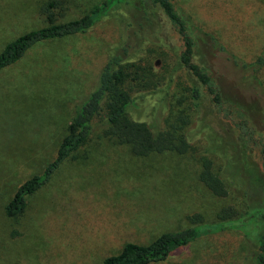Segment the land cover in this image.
Listing matches in <instances>:
<instances>
[{
	"label": "rangeland",
	"instance_id": "374dc122",
	"mask_svg": "<svg viewBox=\"0 0 264 264\" xmlns=\"http://www.w3.org/2000/svg\"><path fill=\"white\" fill-rule=\"evenodd\" d=\"M46 1L0 0V51L17 36L46 24L40 10ZM125 1L103 11V0L65 1L66 9L57 21L101 7L95 26L85 34L36 43L16 63L0 70V264H102L103 258L119 251L109 250L107 240L118 238L125 229L151 228L150 238L142 235L149 238L147 243L162 232L192 225L190 215L199 214L205 223H213L225 205L245 208L231 187L226 197H218L199 180V154L218 142L227 145L230 154L233 144L227 124L208 97L204 94L198 105L193 104L188 88L196 82L177 65L178 38L171 34L168 17L157 4L134 10ZM171 1L238 59L252 61L264 49V0ZM126 21H132L131 26ZM147 21L150 27L144 29L141 24ZM118 25L120 33L115 31ZM103 30L109 31L107 38ZM129 31L134 32L131 40L136 48L129 60L147 57L160 73L175 69L168 93L137 94L130 116L166 128L183 111L190 123L182 132L195 152L137 155L129 144L103 136L98 121L87 141L28 197L24 211L7 216L5 205L16 187L55 157L75 104L94 88L105 57L116 51ZM212 61L223 76L224 93L244 100L240 87L244 91L250 79L216 54ZM258 107L255 126L264 137L261 95ZM210 157L216 172L242 182L243 154L230 164L221 152ZM174 217H179L175 223ZM255 251L239 231L225 229L200 234L189 245L149 264H252Z\"/></svg>",
	"mask_w": 264,
	"mask_h": 264
},
{
	"label": "trees",
	"instance_id": "16d2710c",
	"mask_svg": "<svg viewBox=\"0 0 264 264\" xmlns=\"http://www.w3.org/2000/svg\"><path fill=\"white\" fill-rule=\"evenodd\" d=\"M65 1L67 0H47L42 4L40 10L45 16L46 24L8 42L0 51V70L16 63L36 43L85 34L95 26L96 13L100 12L101 7L93 9V13L57 21L66 9ZM120 1L125 0H103L102 11ZM131 2L133 3L130 4ZM148 3L162 8L169 19L171 34L178 38L177 49L175 48L177 65L185 69L197 83L188 88L193 104L198 105L205 94L231 134L228 138L232 140L235 149L231 147L230 154L227 145L220 142L212 144L211 147L208 145L203 154H199V180L218 197H226L231 187L241 196L245 208L240 211L232 203L225 205L217 213L218 221L213 223H205L199 214L190 215L188 219L192 225L163 232L146 244L126 242L119 253L107 256L102 264L158 262L172 251L189 245L200 234H214L225 229L239 231L248 243L256 247L251 258L252 264H264V137L258 134L255 126L259 97H264V49L252 61L238 59L212 34L202 30L186 13L178 10L171 0H126L123 4L126 7L130 5L134 10H141ZM126 22L131 26L132 21ZM124 24L123 27L126 26ZM148 25L149 21L141 24L144 29ZM120 27L118 25L115 29L117 33H120ZM133 31L124 32L121 38L123 43L119 39L120 44L116 51L105 57L94 88L75 104L66 127L67 132L57 147L55 157L40 173L31 175L16 187L5 205L7 216L15 217L24 211L28 197L44 186L60 164L87 141L98 121L103 136L113 138L118 144H129L132 152L137 155L163 151L195 152V147L182 132L190 123L188 114L183 111L166 128H159L154 123L130 116L129 109L137 99V94L159 90L168 93L175 70L156 72L147 57L129 60L131 52L136 49L131 40ZM102 34L107 38L109 31L103 30ZM214 54L231 67L240 70L244 79H250L251 83L244 87V91L240 87L244 92V100L235 95L229 98L224 93L221 83L223 76L212 61ZM183 100L181 97L179 103ZM217 151L221 152L227 164L237 161L240 154L244 155V162L240 161L239 166L242 180L240 184L225 175L224 171L222 174L215 171L210 155Z\"/></svg>",
	"mask_w": 264,
	"mask_h": 264
},
{
	"label": "crops",
	"instance_id": "0c3cea01",
	"mask_svg": "<svg viewBox=\"0 0 264 264\" xmlns=\"http://www.w3.org/2000/svg\"><path fill=\"white\" fill-rule=\"evenodd\" d=\"M180 217V216H179ZM179 217H174L173 219H175V221L173 223L176 222V220L179 218ZM126 231H121V234H119L118 238H115V239H110V240H107L110 241L109 242V245L112 246V248H108L109 250H119V251H116L115 254L119 253L121 248L123 247V245L126 243V242H136V243H140V244H146L144 243L146 241V239L149 237H151L153 235V230L151 228H146V227H135L134 229L132 230H129V229H125ZM179 230V229H178ZM171 231V230H169ZM173 231H176V230H173ZM167 232V231H166ZM163 233V232H162ZM129 234V235H127ZM144 234H147L148 237H146L145 239L143 238L142 235ZM160 235V234H159ZM114 238V237H113ZM148 238V239H149ZM156 238V237H155ZM154 238V239H155ZM152 239V240H154ZM151 240V241H152ZM149 243V242H147ZM111 255H114V254H111ZM110 256V255H108ZM107 257V256H106ZM105 257V258H106ZM103 258V260L105 259ZM103 262V261H102Z\"/></svg>",
	"mask_w": 264,
	"mask_h": 264
}]
</instances>
